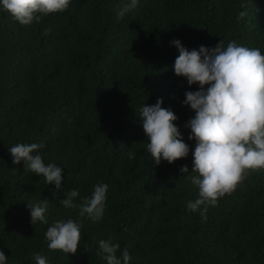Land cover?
<instances>
[{
    "label": "trees",
    "instance_id": "trees-1",
    "mask_svg": "<svg viewBox=\"0 0 264 264\" xmlns=\"http://www.w3.org/2000/svg\"><path fill=\"white\" fill-rule=\"evenodd\" d=\"M127 2L71 0L27 26L0 10V250L8 264H35V253L47 264H105L98 241L111 236L130 264H264V169L250 170L202 218L186 208L195 173L179 171H191V151L156 165L139 117L143 103L162 98L194 148L185 127L194 110L182 101L198 86L174 74L170 42L192 50L235 41L264 54V0H139L118 19ZM17 143L43 144L44 162L63 168L60 190L12 162ZM100 183L108 185L100 221L59 204L75 189L79 205ZM27 200L48 201L47 224L30 222ZM69 218L81 226L77 252L48 249L47 227Z\"/></svg>",
    "mask_w": 264,
    "mask_h": 264
},
{
    "label": "clouds",
    "instance_id": "clouds-1",
    "mask_svg": "<svg viewBox=\"0 0 264 264\" xmlns=\"http://www.w3.org/2000/svg\"><path fill=\"white\" fill-rule=\"evenodd\" d=\"M71 0H0V10L9 13L21 25L39 23L42 16L65 11ZM139 0H128L116 13L122 18L134 10ZM245 12L238 14L243 18ZM178 50L172 65L177 76L184 77L189 86L197 90L186 91L182 103L194 110L185 127L190 129L188 140H194L190 149L174 122L178 116L171 108L162 106L158 97L151 105L139 108V117L147 139L145 150L156 165L169 164L186 158L191 151L192 168L181 165V173L188 175L197 189L196 198L186 202L187 210L199 211L202 218L209 206H215L219 198L230 194L243 181L250 170L264 169V54L259 48H249L229 41L215 47L200 45L187 49L179 39L171 42ZM42 143H17L8 147L14 164L23 161L24 172L39 175L47 185L62 188L63 168L45 163L39 149ZM134 153H127L128 159ZM108 185L93 186L91 197H85L77 205L78 190H70L59 200L64 208L79 207V215L96 223L104 215ZM28 201V200H27ZM30 222L47 224V200L28 201ZM80 224L69 219H58L47 227L44 236L47 248L75 254L81 241ZM99 254L105 264H130L127 248L120 249L112 237L98 241ZM120 251L119 256L117 251ZM35 264H47V258L33 254ZM0 264H8V258L0 250Z\"/></svg>",
    "mask_w": 264,
    "mask_h": 264
}]
</instances>
